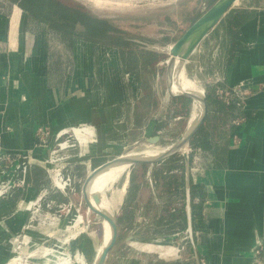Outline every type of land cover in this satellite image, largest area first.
Instances as JSON below:
<instances>
[{
    "label": "crops",
    "instance_id": "1",
    "mask_svg": "<svg viewBox=\"0 0 264 264\" xmlns=\"http://www.w3.org/2000/svg\"><path fill=\"white\" fill-rule=\"evenodd\" d=\"M7 2L0 0V180L10 166L4 155H27L35 161L28 166L26 187L0 200V264L13 259L11 239L29 219L18 201L34 198L49 183L39 163L47 152L36 143L38 125L53 131L82 123L95 128V141L84 156L74 158L88 162L76 166L82 177L134 144L147 143V137L158 135L160 141L166 123L181 119L189 108L157 88L163 60L127 72L116 48L79 38L59 39L62 53L55 55L48 27ZM235 8L249 17L232 30L233 37L223 25L215 29L218 22L201 41L205 45H198L187 60L196 75L205 73L209 90L214 87L210 77L220 80L223 89L241 87V102L231 100L230 134L207 137L208 146L196 154L192 167L189 163L187 178L168 159L129 170L122 195L129 216L116 215L118 226L129 229L123 238L119 234L105 264H256L254 249L264 243V4ZM143 72L151 73L150 80L140 77ZM207 101L205 121L214 111L222 113ZM149 175L152 184L147 183ZM144 192L150 194L148 204L142 201ZM160 222L178 224L180 231L154 233L152 226ZM25 232L31 242L46 237L36 229ZM131 242L164 247L157 253Z\"/></svg>",
    "mask_w": 264,
    "mask_h": 264
},
{
    "label": "rangeland",
    "instance_id": "2",
    "mask_svg": "<svg viewBox=\"0 0 264 264\" xmlns=\"http://www.w3.org/2000/svg\"><path fill=\"white\" fill-rule=\"evenodd\" d=\"M84 5L88 10L92 13L99 15L101 17L110 18L114 20L121 28L126 29V31L130 33H140L145 39L135 38V44L140 48H148L158 51L162 54L161 60V68H159V84L158 89H165L163 81H165V67H166V59L169 56V47L172 42L160 44L159 42H151L149 41V37L152 38H164L167 37L169 39H174L178 36V34L187 26L188 22H190L191 18L195 16L197 11H205L208 7L207 5L211 0H74ZM15 3L7 2V5ZM263 5L264 0H238L233 7H239L241 5ZM19 7V6H18ZM195 7V10H194ZM207 7V8H206ZM4 8V7H3ZM33 22V21H32ZM222 24L218 23L215 29H220ZM212 33V34H211ZM210 33V35H214L216 32L214 30ZM209 35V36H210ZM208 36V37H209ZM207 39V38H206ZM204 39L203 42L206 41ZM50 41L52 42V50L57 53H62V48L58 46L59 38L52 34ZM200 46H204L205 43L199 44ZM62 55V54H61ZM191 67V68H190ZM185 74L196 81V83L202 87L204 93H206V87L204 86L205 74L204 72H198L197 75L195 73V69L192 66H189V63H185ZM193 74V75H192ZM141 78L150 80L151 73L143 72L140 74ZM212 77L208 80L210 83L214 85L215 94L219 95V92L216 90L221 88L220 80H214ZM147 81V80H146ZM189 82V80H187ZM208 82V83H209ZM184 104V103H182ZM191 106L189 105L187 115L183 116L181 119L176 121H168L166 126L163 127L165 130H162L161 140L156 143H137L130 147L124 153L129 152H140L143 150H153V151H161L174 142L179 136V134L183 131L188 120L191 116ZM83 147V148H82ZM87 146L80 144V146H75L69 148L66 153L70 154V156L65 159H59L57 161L58 166H61V171L64 174V177H69L71 179V188L76 189L78 180L80 178L79 171L80 169L76 166L79 164L87 166V160L79 159L75 160V157H82L88 151ZM189 148V147H188ZM78 159V158H77ZM181 153L177 152L171 157L168 158L169 164L176 165L181 163ZM128 171L124 170L117 180L114 182L112 188L114 187L116 193L112 195L113 205L110 206L113 210V214L116 217L118 213L119 217L127 216L128 213L125 212L127 207H123L125 200L121 196L119 200V189L125 180H127ZM130 175V174H129ZM129 177V176H128ZM132 177V176H131ZM139 178V175L136 176ZM157 178V177H156ZM49 179V177H48ZM159 183H161V179H158ZM50 181V179H49ZM133 181V178H132ZM153 178L149 175L147 178V183L152 184ZM161 185V184H160ZM159 186V184H158ZM111 190L107 189L105 194L107 198L111 195ZM85 195L91 205L94 208L100 209L99 205L95 201L93 197V183H89L85 187ZM79 195L74 193L70 195V199L72 204L78 205V197ZM150 194L148 192H144L142 194V201H145L147 204L149 201ZM122 205V212H120V207ZM66 210H54L55 214H60L58 222L56 221L52 224L46 231L50 236L45 237L44 241L39 242L37 248H29L28 245H21L19 248V257H15L11 261L14 264H59L62 261H68L70 264H78L75 262V255L77 252L79 254H83L87 264H92L94 257L100 247L101 244V235H102V224L103 218H99L93 212L86 211L85 206H82L81 213L83 215L80 216L75 207H71L66 215ZM73 212H76L79 215V218L76 220L73 218ZM120 213V214H119ZM129 216V215H128ZM84 220V221H83ZM61 221V222H60ZM74 221V222H73ZM83 221V222H82ZM78 222H81L77 224ZM169 223L171 221H168ZM166 222H160V224L153 225V232H160L162 234H173L178 233L179 228L178 224H169ZM173 223V221H172ZM155 228V229H154ZM129 226L126 224H120L119 226V234L120 238H123ZM99 231H101L99 233ZM143 232V231H142ZM148 234V233H147ZM162 242L164 240H161ZM132 245L138 248H149L153 249L158 253L160 247H164L161 244L154 243H140V242H131ZM125 248L132 250L125 246ZM124 248V249H125ZM163 249V248H160ZM169 250V249H168ZM39 253V254H37ZM41 253V254H40ZM37 254V255H36ZM67 258H66V257ZM64 258V259H63ZM10 261V262H11ZM9 262V263H10ZM112 264H117L116 260Z\"/></svg>",
    "mask_w": 264,
    "mask_h": 264
},
{
    "label": "trees",
    "instance_id": "3",
    "mask_svg": "<svg viewBox=\"0 0 264 264\" xmlns=\"http://www.w3.org/2000/svg\"><path fill=\"white\" fill-rule=\"evenodd\" d=\"M17 4L26 14L30 21L35 23L45 24L49 31L63 41H70L72 38H79L81 40L89 41L93 44H102L111 46L117 49L120 58V64L122 68L127 72L135 73L137 68H141L143 65L155 63L162 58V54L156 50L148 48H140L135 44L134 39H145L140 33H130L126 29L121 28L113 19L101 17L92 13L84 5L74 0H8ZM215 0H211L207 7H209ZM206 7V8H207ZM195 10V7H194ZM204 11H197L195 16L191 18L187 26L178 34L174 39L164 38H152L149 37L151 42H159L160 44L174 42L183 31ZM249 17L245 11H238L237 8L232 7L229 9L225 16L219 21L226 32L232 35V30L240 23ZM233 37V35H232ZM211 90V91H210ZM206 88V98L210 101L216 110L222 112L221 114L210 115V117L204 122L201 128L189 141V163L192 167L193 160L197 158L198 152L202 148H206L207 137L216 135L222 137L224 134L229 135L231 127L233 126L230 121L234 118V102H226L223 98L218 97L215 94V88ZM186 115L188 112V106L186 107ZM231 115V120L228 121ZM197 154V155H196ZM196 157V158H194ZM168 162V161H167ZM165 165V164H164ZM163 166V165H162ZM161 166V167H162ZM181 172L184 171L182 162L178 165ZM28 169L25 174V182L27 184ZM48 185L44 187H48ZM53 195V196H52ZM55 195V197H54ZM61 195L60 193H54L50 195L58 201H67L64 197L61 199L56 197ZM190 195H193V185L190 181ZM101 231H99L100 233Z\"/></svg>",
    "mask_w": 264,
    "mask_h": 264
},
{
    "label": "built area",
    "instance_id": "4",
    "mask_svg": "<svg viewBox=\"0 0 264 264\" xmlns=\"http://www.w3.org/2000/svg\"><path fill=\"white\" fill-rule=\"evenodd\" d=\"M216 92H219V95L217 93L216 95L223 98L226 102L236 99L237 103H240L243 97V91L239 86L232 89L220 88ZM34 134L36 143L47 152L45 158L40 160L39 163L44 166L50 179V185L40 188L34 198L29 200L20 199L18 201V207L28 211L29 219L23 230L11 239L14 252L12 258L19 257L18 253L21 245H28L29 248L33 247V249L39 245L37 242L30 241L25 230L36 229L43 232L46 237L50 236L46 230L56 221L58 222L60 217V214H55L54 210L63 211L67 209V215L71 207H75L78 214L83 217L80 201H78V205H74L69 198L71 194L76 193V189L71 188V179L64 177L61 166H58L57 161L59 159L66 160L70 156V154L66 153L69 148L80 146V144L87 146V144L89 145L95 141V128L90 124L82 123L53 131L49 125H38ZM1 158L9 163L10 166L5 170V179L0 180V200L11 196L17 188L23 189L26 187L25 174L28 166L35 161L27 155L14 156L6 154ZM51 193H60L68 200H55L50 197ZM79 223L81 222L77 224ZM185 232L187 234L189 231L185 230ZM254 256L256 264H264V243L259 244L254 249Z\"/></svg>",
    "mask_w": 264,
    "mask_h": 264
},
{
    "label": "water",
    "instance_id": "5",
    "mask_svg": "<svg viewBox=\"0 0 264 264\" xmlns=\"http://www.w3.org/2000/svg\"><path fill=\"white\" fill-rule=\"evenodd\" d=\"M237 1L238 0H215L183 31V33L173 43H171L169 47V56L166 59L165 67V90L170 97L178 99L182 103L189 104L191 107L194 105V99H198L201 103L198 116L192 122L187 123L183 131L179 134V136H177L176 140L161 150L158 154L151 157H141L138 155H127L128 153H122L100 163L91 169H88L82 175V177L79 178L76 192L79 195L78 197L81 207L85 206L87 211L93 212L99 218L106 220L111 231L110 243L105 246L100 253L95 255L92 264H105L106 260L114 252L118 245L119 226L117 224L116 217L112 212L94 208L90 204L84 192L86 185L92 178H94L95 175L113 165L125 164L129 173V170L136 165L157 164L168 159L177 152L181 153L184 163L185 175L187 178L189 173V141L197 133L207 118L209 113V105L203 89L201 95H197L192 92H172L170 89L172 72L179 65H181L182 69L185 71V63L189 59L192 52L198 47V45L211 31V29L222 19L226 12L231 9ZM145 140L150 143H156L159 140V136L153 135L151 137H147ZM186 183V189L189 191L188 181Z\"/></svg>",
    "mask_w": 264,
    "mask_h": 264
},
{
    "label": "bare ground",
    "instance_id": "6",
    "mask_svg": "<svg viewBox=\"0 0 264 264\" xmlns=\"http://www.w3.org/2000/svg\"><path fill=\"white\" fill-rule=\"evenodd\" d=\"M189 80V82L187 81ZM171 86L170 89L173 91L174 89H179L182 92H192L197 95H201L202 93V87H200L194 80L189 78L185 73L184 69H182V66H177L173 72H172V79H171ZM201 103L198 99H194V105L191 108V116L188 120V123L192 122L199 114L200 112ZM83 148V147H82ZM160 151H153V150H143L140 152H129L127 155H138L141 157H151L156 154H158ZM127 170V166L125 164H117L113 165L111 167H108L107 169H104L100 173L94 176L89 183H94V190H93V197L97 204L99 205L100 209L112 212V208L110 206L113 205L112 202V195L116 193L114 187L112 188L114 182L117 180L119 175L124 171ZM127 176V175H126ZM126 180L122 184L121 188L119 189V200L121 196L123 195L124 188H125ZM107 189H110L111 195L109 198H107L105 191ZM91 204V202H90ZM110 205V206H109ZM73 218L76 220L79 218V215L76 212H73ZM80 219V218H79ZM78 220V219H77ZM74 222V221H73ZM101 244L97 251V253H100L105 246H107L111 241V231L108 226V223L106 220L103 219L102 224V235H101ZM96 253V254H97ZM75 258V262L78 264H87L85 257L83 254H79L77 252L75 255H73ZM66 257V256H65ZM67 258V257H66ZM14 259V258H13ZM64 259V258H63ZM7 264H14L13 261ZM59 264H70L68 261H62Z\"/></svg>",
    "mask_w": 264,
    "mask_h": 264
}]
</instances>
